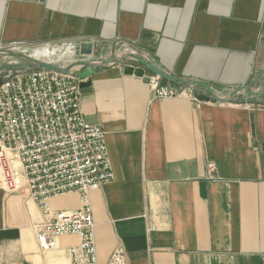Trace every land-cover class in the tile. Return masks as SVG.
<instances>
[{
  "label": "crops",
  "instance_id": "obj_1",
  "mask_svg": "<svg viewBox=\"0 0 264 264\" xmlns=\"http://www.w3.org/2000/svg\"><path fill=\"white\" fill-rule=\"evenodd\" d=\"M82 42L91 57L79 56ZM13 43L56 67L137 54L226 96L263 81L264 0H0V48ZM161 85L196 101L156 99L118 64L79 79L82 115L105 133L113 175L86 195L97 262L122 247L127 264H264V92L221 104L199 87ZM82 205L72 192L51 208ZM47 220L24 185L6 193L0 184V264H69L79 239L42 252L35 233Z\"/></svg>",
  "mask_w": 264,
  "mask_h": 264
},
{
  "label": "built area",
  "instance_id": "obj_2",
  "mask_svg": "<svg viewBox=\"0 0 264 264\" xmlns=\"http://www.w3.org/2000/svg\"><path fill=\"white\" fill-rule=\"evenodd\" d=\"M22 48L13 43L5 49ZM141 80L156 99L196 101L185 90L161 85L158 75ZM112 177L105 133L82 115L77 74L29 69L0 82V184L6 193L24 185L28 199L48 217L35 233L42 252L53 250L59 238L77 237L69 248V264H99L86 195ZM72 192L80 194L83 205L53 212L52 200ZM104 264H127L124 249L115 248Z\"/></svg>",
  "mask_w": 264,
  "mask_h": 264
},
{
  "label": "water",
  "instance_id": "obj_3",
  "mask_svg": "<svg viewBox=\"0 0 264 264\" xmlns=\"http://www.w3.org/2000/svg\"><path fill=\"white\" fill-rule=\"evenodd\" d=\"M93 44L90 42H82L80 44L79 56L81 58H89L92 55ZM0 55H5L12 57L15 60L19 61L18 64H9L5 66H0V74L4 71L16 70L21 68L26 69H43L53 71L63 75H72L77 74L79 79H85L92 75L93 71L98 68H104L113 64L123 65V73L126 75H134L136 77L142 78L144 76L145 69L148 70L153 75L159 74L162 79L173 81L176 83H182L187 86V89L193 91L195 88L199 87L203 89L209 96V98L217 103L229 104L232 103L238 95H244L248 98H256L263 94L264 92V78L261 85L257 89H251L247 86H240L226 96L217 95L210 87L206 84L196 81H185L181 79H173L158 73L152 69L144 59L139 55H125L123 57L116 58L112 56L107 61L96 62L88 59L76 61L74 63L68 64L63 67H56L50 63L37 60L26 54L12 51L9 49L0 48ZM131 62L137 63L139 67H134L130 65ZM82 68H85L83 71H80ZM197 100H202L204 96L202 94H195Z\"/></svg>",
  "mask_w": 264,
  "mask_h": 264
},
{
  "label": "rangeland",
  "instance_id": "obj_4",
  "mask_svg": "<svg viewBox=\"0 0 264 264\" xmlns=\"http://www.w3.org/2000/svg\"><path fill=\"white\" fill-rule=\"evenodd\" d=\"M19 53H21V52L19 51ZM12 62H17V61L14 58H12V57L3 58V56H0V66L9 65V64H12ZM23 71H24V69H22V68L21 69H16V70L4 71V72H2L0 74V82H2L8 76H13V75L21 73Z\"/></svg>",
  "mask_w": 264,
  "mask_h": 264
}]
</instances>
